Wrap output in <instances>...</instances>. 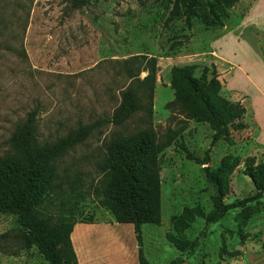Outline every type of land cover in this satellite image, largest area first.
<instances>
[{
    "label": "rangeland",
    "instance_id": "rangeland-1",
    "mask_svg": "<svg viewBox=\"0 0 264 264\" xmlns=\"http://www.w3.org/2000/svg\"><path fill=\"white\" fill-rule=\"evenodd\" d=\"M174 0H0V154L8 147L14 124L35 112L39 141L91 124L81 141L58 163L60 187L35 207L39 215L68 219H110L95 193L96 162L111 136L140 126L137 113L121 124L103 120L127 83L120 60L135 54L154 57L155 81L150 124L159 141L161 222L142 223L154 238L164 236L160 260L176 252L166 238L183 207L213 208L212 185L201 165L186 155L206 157L214 166L230 154L236 166L229 174L225 201L252 193L242 172L243 160L264 158V0H236L221 14V24L200 16L185 22L184 2L173 17ZM197 10H206L197 5ZM218 9V8H216ZM195 64L194 73L214 67L219 93L238 101L244 112L228 138L212 139L206 120L187 117L173 98L172 65ZM144 71L140 72V75ZM169 139L168 141H165ZM229 208L214 222L194 215L184 230L192 246L185 253L195 264H264V205ZM247 213L239 221L237 213ZM162 239V238H161ZM0 264H45L34 244L23 243L16 217L0 213Z\"/></svg>",
    "mask_w": 264,
    "mask_h": 264
},
{
    "label": "trees",
    "instance_id": "trees-1",
    "mask_svg": "<svg viewBox=\"0 0 264 264\" xmlns=\"http://www.w3.org/2000/svg\"><path fill=\"white\" fill-rule=\"evenodd\" d=\"M86 1L70 0V4L78 6ZM180 1L184 2L187 24H190L192 15L200 16L209 24H221V14L236 0H174L170 17L179 13ZM197 5H204L206 10H197ZM195 66L188 63L170 67L173 98L167 105L178 103L187 117L206 120L213 129L212 139L228 138L231 126H241L236 120L243 114L244 107L219 93L220 83L214 67L209 72L203 67L196 75ZM120 70L128 81L119 88L118 100L103 120L121 124L137 113L140 126L109 138L104 154L96 162L98 176L95 193L98 194L99 204L110 212L111 219L133 224L138 244V264H151L141 247V224L160 222L158 151L165 145L164 141L157 139L150 124L155 60L151 56L135 54L120 60ZM141 71L144 74L140 75ZM91 126L92 123L85 124L53 139L39 141L35 112L29 110L23 119L14 124L8 137V147L0 154V213L16 217L22 229L24 245L34 244L44 257L45 264H76L69 231L75 220H92L91 217L68 219L62 216L53 221L48 215L33 211V207L60 187L59 160L68 148L84 139ZM186 155L202 164L205 179L212 185L214 193L213 208L209 212L185 206L174 217L173 232L165 236L181 253H185V244L192 246L195 242L188 241L184 233L194 215L214 222L229 208L248 207V202L252 200L261 201L264 205V158L257 161L251 156L244 158L242 172L249 178L253 191L225 201L223 197L227 193L229 174L237 161L230 154H224L216 165L210 166L206 157H197L187 150ZM236 216L242 221L247 213L239 212ZM182 260L183 256L178 254L164 264H178Z\"/></svg>",
    "mask_w": 264,
    "mask_h": 264
},
{
    "label": "crops",
    "instance_id": "crops-1",
    "mask_svg": "<svg viewBox=\"0 0 264 264\" xmlns=\"http://www.w3.org/2000/svg\"><path fill=\"white\" fill-rule=\"evenodd\" d=\"M142 226L143 253L151 264H155L161 258L158 244H163L164 236L162 239L154 238L153 230L148 227L143 230ZM69 240L76 264H138V244L131 222L115 221L111 218L75 220L69 231ZM166 241L173 245L169 240ZM175 250L169 259L180 254L183 260L178 264H195L191 256L181 253L177 248Z\"/></svg>",
    "mask_w": 264,
    "mask_h": 264
}]
</instances>
